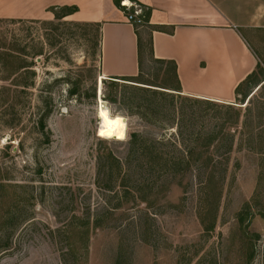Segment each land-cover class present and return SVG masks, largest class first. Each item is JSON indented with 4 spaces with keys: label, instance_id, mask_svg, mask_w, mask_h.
I'll return each mask as SVG.
<instances>
[{
    "label": "rangeland",
    "instance_id": "1",
    "mask_svg": "<svg viewBox=\"0 0 264 264\" xmlns=\"http://www.w3.org/2000/svg\"><path fill=\"white\" fill-rule=\"evenodd\" d=\"M72 8L14 18L0 0V264H264V30L236 100L193 105L148 35L140 84H104L101 29ZM101 106L126 119L124 141L103 137Z\"/></svg>",
    "mask_w": 264,
    "mask_h": 264
},
{
    "label": "crops",
    "instance_id": "2",
    "mask_svg": "<svg viewBox=\"0 0 264 264\" xmlns=\"http://www.w3.org/2000/svg\"><path fill=\"white\" fill-rule=\"evenodd\" d=\"M121 1L7 0V10L14 18L50 20L49 8L76 7L68 19L100 24L103 80L139 76L147 35L153 58L176 65L180 95L233 103L256 72L248 37L264 30V0H126L144 10L147 24L138 29L127 23Z\"/></svg>",
    "mask_w": 264,
    "mask_h": 264
},
{
    "label": "trees",
    "instance_id": "3",
    "mask_svg": "<svg viewBox=\"0 0 264 264\" xmlns=\"http://www.w3.org/2000/svg\"><path fill=\"white\" fill-rule=\"evenodd\" d=\"M77 11V8H72L71 12H76ZM69 14L67 15H63V16H59V15H56V19H63L65 17H67ZM60 17V18H59ZM96 26H98L100 28V24H97ZM159 63L161 64H167L169 62H165V61H158ZM171 64V63H169ZM173 65V70H174V75H175V78L177 80V74H176V65L175 64H172ZM258 70V68H257ZM256 70V72H257ZM256 72H254L251 76L248 77V79L240 86L238 87V89L236 90V94L238 95L239 94V90L241 89V87H243L245 84L247 83H250L252 81V79L254 78V76L256 75ZM142 75V71H141V63H140V74L137 78H122V79H119V78H113V79H108L111 83H113V85H116V84H120V83H135V84H140L138 81H139V77ZM105 81L104 80V84H105ZM178 82V80H177ZM27 87V86H24V88ZM173 91L174 94L172 95H175L176 93H181L180 92V86L178 85V89H170ZM180 96V94H179ZM43 98V97H42ZM174 98V96H173ZM188 101H190L193 105L194 104H211V103H214V102H210V101H204V100H199V99H194V98H189L187 97ZM190 99V100H189ZM50 111L46 112L44 116H42V118L39 120V126L42 130V133L44 135H46V132H45V129L47 128V119L50 115ZM186 133V135L189 136L188 140L189 141H192L194 139V141H199V137H198V134H194V135H190V132L188 129H185L184 128V131L180 130V136L183 138V135ZM179 136V135H178ZM179 136V137H180ZM142 142H146L145 140H143L139 135L137 134H132L131 136V140L129 141V146L131 148V153H136V148L138 145H141V150H142V153L144 156H150L152 159H154L155 157L153 156L154 155V148L153 146H149L148 145V142L146 143H142ZM151 145H153V142L150 143ZM232 148L233 146L230 145L227 149H229V152L232 151ZM145 152V153H144ZM194 151H188V152H181L180 153V158L177 157V160H174L175 159V154L173 155V158L172 160H169V159H163L161 156L160 158L158 159L159 160V166H160V169L162 172L164 173H168V174H173L176 175V174H179L178 172H180L182 169L180 168L182 165H183V161H178L179 159H185V158H188V157H193L194 155ZM200 155V154H198Z\"/></svg>",
    "mask_w": 264,
    "mask_h": 264
},
{
    "label": "bare ground",
    "instance_id": "4",
    "mask_svg": "<svg viewBox=\"0 0 264 264\" xmlns=\"http://www.w3.org/2000/svg\"><path fill=\"white\" fill-rule=\"evenodd\" d=\"M103 80V78H101ZM102 85V84H101ZM100 91V90H99ZM99 120L101 122L102 129L109 134L103 136L105 139H112L117 141H124L126 139V119L119 116L112 117L108 109L105 106H101L99 109ZM119 120L120 125L118 127L114 126L115 122Z\"/></svg>",
    "mask_w": 264,
    "mask_h": 264
},
{
    "label": "built area",
    "instance_id": "5",
    "mask_svg": "<svg viewBox=\"0 0 264 264\" xmlns=\"http://www.w3.org/2000/svg\"><path fill=\"white\" fill-rule=\"evenodd\" d=\"M120 7L123 9L127 23L134 28L138 29L147 24L144 10L141 6H136L123 0L120 2Z\"/></svg>",
    "mask_w": 264,
    "mask_h": 264
},
{
    "label": "clouds",
    "instance_id": "6",
    "mask_svg": "<svg viewBox=\"0 0 264 264\" xmlns=\"http://www.w3.org/2000/svg\"><path fill=\"white\" fill-rule=\"evenodd\" d=\"M119 125H120V121L117 120V121L115 122V125H114V126L118 127Z\"/></svg>",
    "mask_w": 264,
    "mask_h": 264
}]
</instances>
